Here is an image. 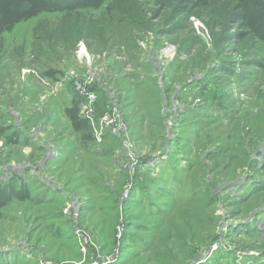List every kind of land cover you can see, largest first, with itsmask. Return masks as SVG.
<instances>
[{
    "label": "rangeland",
    "instance_id": "374dc122",
    "mask_svg": "<svg viewBox=\"0 0 264 264\" xmlns=\"http://www.w3.org/2000/svg\"><path fill=\"white\" fill-rule=\"evenodd\" d=\"M56 1L0 32V264H264V0Z\"/></svg>",
    "mask_w": 264,
    "mask_h": 264
},
{
    "label": "trees",
    "instance_id": "16d2710c",
    "mask_svg": "<svg viewBox=\"0 0 264 264\" xmlns=\"http://www.w3.org/2000/svg\"><path fill=\"white\" fill-rule=\"evenodd\" d=\"M60 5L56 0H0V32L28 21L42 13H56ZM71 118L76 120V110L71 109Z\"/></svg>",
    "mask_w": 264,
    "mask_h": 264
},
{
    "label": "built area",
    "instance_id": "2783aa9c",
    "mask_svg": "<svg viewBox=\"0 0 264 264\" xmlns=\"http://www.w3.org/2000/svg\"><path fill=\"white\" fill-rule=\"evenodd\" d=\"M190 264H197V263H195V262H191Z\"/></svg>",
    "mask_w": 264,
    "mask_h": 264
}]
</instances>
